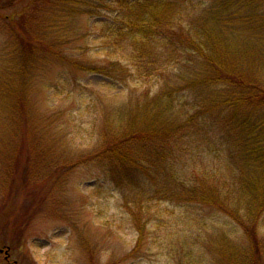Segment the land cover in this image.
<instances>
[{
	"label": "trees",
	"instance_id": "16d2710c",
	"mask_svg": "<svg viewBox=\"0 0 264 264\" xmlns=\"http://www.w3.org/2000/svg\"><path fill=\"white\" fill-rule=\"evenodd\" d=\"M80 15L94 19L98 44L89 50L75 42L74 49L84 55L100 52L102 59L94 67H83L67 56L73 49H64L65 42L78 37L75 19ZM0 22L9 57L0 69V97L12 98V105L4 107L11 106L25 123L22 142L30 146L22 147L35 160L28 178L41 174L43 168L34 165L38 161L48 168L60 164L52 155L60 150L43 144V122L27 114L34 107L33 88L36 106H41L38 98L58 103L68 96L63 70L49 79L56 69L53 60L69 67L71 80L78 70L76 76L86 73L115 85L146 86L151 93L128 98L115 108V118L104 114L109 126L103 125L90 155L94 178L112 185L133 223L137 238L129 256L140 251L151 224L207 228L206 220L190 209L199 208L222 218L220 227L226 221L238 225L251 246L249 264H264L258 237L264 217V0H0ZM152 81L162 82L158 91L147 86ZM8 156L12 162V151L0 158L7 163ZM70 163L58 170L71 172L79 166ZM5 186L3 196L10 195ZM53 189L47 201L55 197ZM14 192L19 196L17 187ZM163 214L171 215L172 222L161 219ZM176 235L180 237L169 240L174 246L192 239ZM12 236L17 234L12 231L9 240ZM232 249L211 250L217 258L213 264H238ZM195 252L183 257L192 261Z\"/></svg>",
	"mask_w": 264,
	"mask_h": 264
},
{
	"label": "rangeland",
	"instance_id": "374dc122",
	"mask_svg": "<svg viewBox=\"0 0 264 264\" xmlns=\"http://www.w3.org/2000/svg\"><path fill=\"white\" fill-rule=\"evenodd\" d=\"M61 12L62 9L57 15ZM75 20L79 30L78 37L72 39L70 44L65 42L68 45H64V49H73L74 52L67 56L77 63L80 61L83 67H94L102 59L101 53L92 55L94 52H87L84 55L74 49V43L82 44L89 50L97 46L98 41L93 40L95 28H92L95 21L87 15H80ZM3 33L4 24L0 22V69L9 59L5 51L8 39ZM53 62L56 69L49 75V79L58 73L56 71L63 70L69 81L66 86H70L63 93L68 96L60 99L58 103L50 102L47 97L38 98L41 106H36L34 101L38 92L33 88L30 99L34 107L27 110V114L34 113L38 115L40 123L43 122L41 133L44 134L45 148L60 150L52 154L58 164L60 163L59 167L48 168L46 162L38 161V165H34L43 168L39 172L41 174L37 178L35 175L28 178L29 165L35 160L31 151L23 148L30 146L27 140L22 142L25 140H22L25 123L16 117L11 106L4 107L12 105V98H7L6 95L0 97V155L6 150L12 151L14 155L12 162L9 161V156L6 158L7 163L0 158V264H213L217 258L215 252L211 256V250L217 252L220 246L226 250L232 247L231 256L234 261L239 260L238 264H249L251 246L245 241L242 229L228 221L225 222L226 227H220L224 222L222 218L216 216L212 210L199 208L190 209L197 214L198 219L206 220L207 228L193 230L181 224L175 228L151 224L140 251L129 256L136 245L134 226L130 224L132 221L128 214L123 211L121 199L112 185L100 179V176L94 178L97 171L91 166L90 155L99 145L97 135L102 132L103 125L109 126L104 114L110 113L115 118V108L128 98L135 100L141 94L151 92L147 91L146 86L137 88L132 84L115 85L111 81L85 75L86 73L76 76L78 70H73L74 80H71L69 67L56 60ZM1 72L0 70V74ZM154 82L147 86H153L158 91L162 82ZM53 117L56 118L51 124ZM29 122L34 123L32 120ZM20 135L21 139L18 141ZM54 144L57 145L55 149L52 147ZM23 149L25 153L19 154ZM70 162L79 166L71 172L58 170L60 166L69 165ZM6 183L11 193L3 196L1 187L7 189ZM16 187L19 196H15ZM52 187L56 192L55 197L47 201ZM36 193L41 197L34 200ZM30 205L32 209L29 208ZM24 211H28L30 215L23 217ZM162 216H166V221L172 222L171 215L163 214L161 219ZM10 229L17 234L12 236L13 240H9ZM17 230L20 232L17 233ZM258 232L259 240L264 245V217L258 223ZM176 234H188L192 239L186 242L187 245L180 243L181 245L174 246L172 243L175 241L169 240L180 237ZM197 238L203 240L195 241ZM191 249L196 251L192 254L195 257L192 261L187 256L183 257V253H188ZM197 254L202 256L197 257Z\"/></svg>",
	"mask_w": 264,
	"mask_h": 264
}]
</instances>
